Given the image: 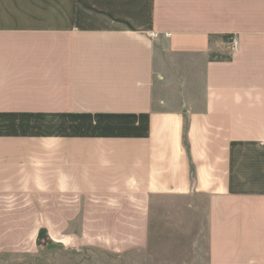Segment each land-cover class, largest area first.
Wrapping results in <instances>:
<instances>
[{
	"label": "crops",
	"instance_id": "1",
	"mask_svg": "<svg viewBox=\"0 0 264 264\" xmlns=\"http://www.w3.org/2000/svg\"><path fill=\"white\" fill-rule=\"evenodd\" d=\"M167 199L264 264V0H0V243L140 249Z\"/></svg>",
	"mask_w": 264,
	"mask_h": 264
},
{
	"label": "rangeland",
	"instance_id": "2",
	"mask_svg": "<svg viewBox=\"0 0 264 264\" xmlns=\"http://www.w3.org/2000/svg\"><path fill=\"white\" fill-rule=\"evenodd\" d=\"M8 232V231H7ZM4 234V231H3ZM61 245L38 230L23 250L10 251L9 242L0 243V264H211L208 228L200 201L163 200L150 210L149 236L145 247L126 251L99 250L91 245ZM16 244H12L14 246Z\"/></svg>",
	"mask_w": 264,
	"mask_h": 264
},
{
	"label": "built area",
	"instance_id": "3",
	"mask_svg": "<svg viewBox=\"0 0 264 264\" xmlns=\"http://www.w3.org/2000/svg\"><path fill=\"white\" fill-rule=\"evenodd\" d=\"M229 44L231 46L230 54L234 55L236 53V50H237L236 38L235 37L230 38Z\"/></svg>",
	"mask_w": 264,
	"mask_h": 264
},
{
	"label": "trees",
	"instance_id": "4",
	"mask_svg": "<svg viewBox=\"0 0 264 264\" xmlns=\"http://www.w3.org/2000/svg\"><path fill=\"white\" fill-rule=\"evenodd\" d=\"M210 60L225 61V60H229V58L227 56L224 57L211 56Z\"/></svg>",
	"mask_w": 264,
	"mask_h": 264
}]
</instances>
